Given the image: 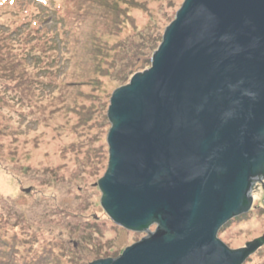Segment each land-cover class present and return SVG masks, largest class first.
I'll return each mask as SVG.
<instances>
[{
    "label": "water",
    "instance_id": "95a60500",
    "mask_svg": "<svg viewBox=\"0 0 264 264\" xmlns=\"http://www.w3.org/2000/svg\"><path fill=\"white\" fill-rule=\"evenodd\" d=\"M179 8L152 65L117 86L108 109L100 203L147 238L92 264H244L264 246L218 238L264 183V0Z\"/></svg>",
    "mask_w": 264,
    "mask_h": 264
},
{
    "label": "rangeland",
    "instance_id": "374dc122",
    "mask_svg": "<svg viewBox=\"0 0 264 264\" xmlns=\"http://www.w3.org/2000/svg\"><path fill=\"white\" fill-rule=\"evenodd\" d=\"M34 1L0 8L10 38L0 43V264L115 260L147 238L115 225L100 203L108 109L123 84L114 43L130 32L118 11L163 37L185 0ZM253 196L251 211L219 232L232 250L264 236V183ZM244 264H264V246Z\"/></svg>",
    "mask_w": 264,
    "mask_h": 264
},
{
    "label": "trees",
    "instance_id": "16d2710c",
    "mask_svg": "<svg viewBox=\"0 0 264 264\" xmlns=\"http://www.w3.org/2000/svg\"><path fill=\"white\" fill-rule=\"evenodd\" d=\"M21 2L22 0H0V8H4L5 6L13 7V8L20 7L19 4ZM35 2L36 4L45 3V0H35L34 3ZM107 4L108 2H104V5L106 7H107ZM110 6H112L111 8L115 10L116 5L110 4ZM116 15L117 13L114 14V16ZM121 18L127 20V25H130L129 27L130 32H128L127 36H123L124 37L123 40H119L114 43V44L119 43L118 45H116L115 48L119 51L120 55L119 56L114 55L113 59L116 65L113 66L112 69L116 70V73L118 74V75H114L115 79L118 77L119 78L118 81L125 84L127 83L128 76L144 71L145 69L149 68L152 65V61H151L152 59L150 60V58L152 57L153 53L158 49L159 45L161 44L163 40V37L154 36L153 32L156 31L155 28H151V31H148V30L137 31V27L134 26V20L129 15H127L123 9L118 11L116 20L119 21V19ZM34 24L36 25L38 24V22ZM117 25H119V23H117ZM120 26H123V25H120ZM2 33L3 35L0 34V43L5 42V41L9 42V39H10L9 34L5 32H2ZM118 33H120V35H117V36H121L122 33L121 32H118ZM124 47H128L130 49L129 51L131 53H134L135 55L132 58L131 56H128L130 55V52L126 51ZM262 248L263 247H261L259 250H261ZM76 259L80 261V263H78V260L77 261L75 260L76 264H83L82 261H84V259L81 255H78Z\"/></svg>",
    "mask_w": 264,
    "mask_h": 264
}]
</instances>
